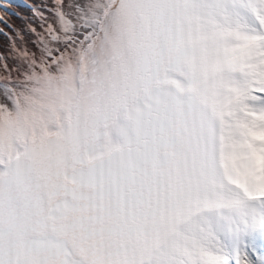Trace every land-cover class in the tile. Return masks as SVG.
I'll return each mask as SVG.
<instances>
[{
	"label": "snow or ice",
	"instance_id": "1",
	"mask_svg": "<svg viewBox=\"0 0 264 264\" xmlns=\"http://www.w3.org/2000/svg\"><path fill=\"white\" fill-rule=\"evenodd\" d=\"M32 15L0 52V264H264V0Z\"/></svg>",
	"mask_w": 264,
	"mask_h": 264
},
{
	"label": "bare ground",
	"instance_id": "2",
	"mask_svg": "<svg viewBox=\"0 0 264 264\" xmlns=\"http://www.w3.org/2000/svg\"><path fill=\"white\" fill-rule=\"evenodd\" d=\"M41 2H45V0H0V4H7L10 7V11L6 14V16H5V9L0 7V16H5V18L8 21V25H11V27H9L8 25H5L4 23H0V40L1 38L3 37L5 38L7 35H9L7 29L16 27L13 24L12 19H18L23 16H26L25 13L29 12L32 4L36 3L38 5V4H41ZM5 33H7V35H5Z\"/></svg>",
	"mask_w": 264,
	"mask_h": 264
},
{
	"label": "rangeland",
	"instance_id": "3",
	"mask_svg": "<svg viewBox=\"0 0 264 264\" xmlns=\"http://www.w3.org/2000/svg\"><path fill=\"white\" fill-rule=\"evenodd\" d=\"M51 3H52V0H45V2H41V4H38V5L36 3L35 4H32V6L30 7L29 12L28 13H25L26 16H23V17L18 18V19H12L13 20V24L16 27L15 28L7 29L9 35H7L5 38L4 37L1 38V40H0V52H5V51L8 50L9 37L10 36H14L16 30H19L21 32V35H23L27 47L32 48L33 47L32 40L34 38L27 31V25H29V24H35L36 23L35 19L33 18V15H32V8L35 7V8L43 9V7L45 5H51Z\"/></svg>",
	"mask_w": 264,
	"mask_h": 264
}]
</instances>
